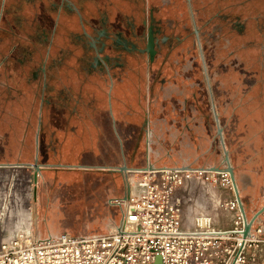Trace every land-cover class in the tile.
<instances>
[{"label": "rangeland", "instance_id": "obj_1", "mask_svg": "<svg viewBox=\"0 0 264 264\" xmlns=\"http://www.w3.org/2000/svg\"><path fill=\"white\" fill-rule=\"evenodd\" d=\"M212 3L220 4L221 7L225 3H232L229 7L233 11L228 9L230 17L241 15L242 19L248 20V16H251L250 0H229L224 4L223 0H205L203 10L207 12L202 11L201 17L197 12L196 0L188 5L192 14V34L182 39L176 44V48L170 51L164 67L168 72L165 77L167 85L176 81L179 86L175 87V92H178L182 100L186 99L191 127H182L180 131L185 130V133H180L175 143H167L168 149L161 151L157 166L173 167L183 162L197 169L210 166L225 167L227 163L224 160V152L227 149L235 167L243 204L248 217L251 218L254 209L244 194L249 184H254L250 180L251 176L255 181H259L257 189L264 190V54L248 53L247 37H242L235 43L236 51L245 52L240 54V61H234L228 51L216 52L210 49L207 53L194 31L201 25H208L211 29L218 18H221L211 10ZM255 4L253 37L264 43V0H255ZM238 8L239 12L236 11ZM228 10L226 8L225 11ZM258 23L262 25L258 27ZM206 39L208 42L210 40L208 37L202 38L203 44L207 43ZM242 45L244 48H241ZM255 46L257 47L258 43ZM188 64H191L190 67ZM237 68L239 72L236 73ZM252 80H256L255 89L247 85ZM163 83L160 82L161 85ZM181 90L185 92L182 93ZM173 103L160 102V108L166 110H161V115L173 113ZM180 104L178 102L177 106ZM35 125L36 134L26 130L27 137L25 135L27 143L32 146L31 150L26 151V158L32 160L37 157L42 159L38 137L36 139L37 120ZM135 126L137 125L130 119L127 128L132 130ZM220 127L223 128L224 142L218 132ZM143 129L141 133L139 127V133L134 135L137 136V142L135 138L129 141L130 148L127 153H112L111 158L116 157V160H112L120 162L125 159L129 162V167H143L139 160L145 164L151 149L155 147V141H151L153 133L150 135L145 125ZM130 136L131 133L128 134L129 138ZM156 136L154 133V140ZM18 137L17 144L22 141V138L20 140ZM134 146L138 147L139 153L133 150ZM81 147L60 151L64 164L42 168L38 181H35L33 166L0 167V171L6 170L4 174H0V228L1 223L5 225V228L0 229H3L1 235L9 237L24 234L30 222L24 211L34 202L37 204V222L33 220L30 227L33 231L37 229L43 237L49 233L58 235L63 232L83 236L106 233L113 224L120 221L122 207L112 202L122 197L126 191L124 174L119 170L91 166L93 163L102 162L104 153H109V149L97 153L86 144L84 148ZM134 159L138 162L131 165ZM119 166L121 165L115 167ZM17 169L22 173L19 177L11 174ZM201 172L203 173L194 172L192 179L186 180L184 185L177 188L175 202L181 207L183 215H188L193 223L200 222L220 229L231 228L236 220L241 221L242 211L230 172ZM133 175L140 177L141 172ZM32 185L37 187L35 199L32 197ZM262 202L264 194L257 206H261ZM260 216L264 217V212ZM260 224L263 230L252 240L245 264H264V220Z\"/></svg>", "mask_w": 264, "mask_h": 264}, {"label": "crops", "instance_id": "obj_2", "mask_svg": "<svg viewBox=\"0 0 264 264\" xmlns=\"http://www.w3.org/2000/svg\"><path fill=\"white\" fill-rule=\"evenodd\" d=\"M253 3L255 10V0ZM128 13H131L130 10ZM254 17L256 18L255 14ZM75 22L76 18L72 14L63 17L56 45L47 54V62L43 68L37 69L36 65L28 64L0 67V167H26L37 162L41 166V172L44 167L64 164L60 151L73 147L79 149L80 146L84 148L85 144L97 153L106 149L110 151L104 153L102 162L93 163L92 167L113 170L112 168L117 165L130 166L125 159L118 162L114 161L116 157H112L114 159L112 160V153L116 155L117 152L127 153V149L130 148L129 141L135 138L137 142V136L134 135L139 133V127L141 133L144 131L147 117H151L150 120L155 123L154 131L157 136L150 157L145 164L139 160V164L145 166L151 161L158 165L161 151L168 149L166 148L168 142L175 143L180 134L174 125L167 124L166 128L158 121L161 98L168 93L171 86L162 81L158 74H153L154 69L144 62L141 66L134 63L131 70L125 73L121 71L122 74L116 77L90 74L77 61L78 55L74 44L77 30ZM259 25L262 23L257 24L258 27ZM253 36L255 31L247 37V52L263 55L264 43L257 41ZM235 43L236 41L231 48L234 52L229 54H232L231 58H234V61H240L242 58L240 54L245 52L236 51ZM256 43L258 48L255 46ZM241 48H244V45ZM162 76L165 78L166 74ZM160 82L164 83L161 85ZM247 85L255 89L256 80L249 81ZM55 116L59 120L56 121ZM130 119L138 127L128 129ZM36 120L38 123L36 139L37 137L39 139L37 141L42 159L37 157L32 160L26 158V151L31 150L32 146L27 143L25 135L26 130L30 133L35 132ZM21 133L23 136H19ZM18 136L22 141L17 144ZM104 143L106 144L103 145ZM174 148L173 146L172 149ZM133 150L139 153L138 147L134 146ZM54 158L56 160H53ZM137 162L134 159L131 165H136ZM181 165L189 164L182 162L174 166ZM250 180L254 184H249L244 194L255 214L264 205L262 202L261 206H257L264 190L257 189L259 181H255L252 176ZM32 186L35 191V186ZM35 196L32 194L34 199ZM32 206L24 211L30 220L29 225L33 220L37 222L36 202ZM32 208L33 216L30 212ZM184 219L188 225L193 223L188 215L184 216ZM263 220L264 217L260 216L258 223Z\"/></svg>", "mask_w": 264, "mask_h": 264}, {"label": "flooded vegetation", "instance_id": "obj_3", "mask_svg": "<svg viewBox=\"0 0 264 264\" xmlns=\"http://www.w3.org/2000/svg\"><path fill=\"white\" fill-rule=\"evenodd\" d=\"M225 1L229 0H223V4ZM250 1L248 20L241 15L230 17L232 3H225L223 7L210 4L213 13L221 18L211 29L201 25L194 31L207 53L210 49L232 53L235 41L254 33V0ZM191 2L193 0H0V67L28 64L43 68L47 54L56 45L63 17L72 14L77 26L74 40L77 61L90 74L116 77L121 71L131 70L134 63L141 66L144 62L154 69L153 74L161 75V80L166 81L162 75L168 74L164 67L167 55L192 34V14L188 6ZM196 2L201 17L205 0ZM226 8L230 10L225 11ZM236 11L239 12V8ZM204 37L210 38L209 42L206 39L208 44H203ZM184 67L185 63L183 70ZM171 83L161 102H174L173 113L161 115V110H166L160 108L158 121L166 128L167 124L174 125L177 132L185 133L180 129L191 127L190 110L186 99L182 100L175 92L179 84ZM147 118L145 127L150 135L153 133L150 140L154 142L156 126L151 117Z\"/></svg>", "mask_w": 264, "mask_h": 264}, {"label": "built area", "instance_id": "obj_4", "mask_svg": "<svg viewBox=\"0 0 264 264\" xmlns=\"http://www.w3.org/2000/svg\"><path fill=\"white\" fill-rule=\"evenodd\" d=\"M194 172L203 173L179 166L128 169L122 172L126 191L112 202L121 205L122 218L108 232L29 238L4 236L2 229L0 264H245L252 240L263 230L259 217L246 238L243 214L231 228L188 225L174 195Z\"/></svg>", "mask_w": 264, "mask_h": 264}, {"label": "water", "instance_id": "obj_5", "mask_svg": "<svg viewBox=\"0 0 264 264\" xmlns=\"http://www.w3.org/2000/svg\"><path fill=\"white\" fill-rule=\"evenodd\" d=\"M217 118H218V116H217ZM218 132L221 135L222 142H224V139H223V128L220 127ZM224 153H225L224 160L227 163V165L225 167L210 166V167H206V169L230 172L231 178L233 180V183H234V186H235V189H236L238 201L240 203V208H241L242 214H243L244 219H245V229L243 231V236L246 238V237L252 235L253 225H254L255 221L257 220V218L259 217V215L264 212V206L261 207L251 218L248 217L246 209H245V206L243 204L244 203L243 199L241 197L240 188H239V185H238V182H237V176H236L235 167H234V165L231 162V157H230L229 151L227 149H225ZM32 165L35 168V174H34L35 175V181H38V176H39V173H40V170H41V166L37 162L33 163ZM179 167H182V168H193L190 164L189 165H181ZM131 168H137V167H129L128 165H121V166H119L117 168L113 167L112 169L113 170H119L121 172H126L128 169H131ZM138 168L139 169H156V168H160V167L157 166L155 163L149 161L148 164H146L145 166L138 167ZM203 168H205V167H203ZM35 193L37 195V187H35Z\"/></svg>", "mask_w": 264, "mask_h": 264}, {"label": "bare ground", "instance_id": "obj_6", "mask_svg": "<svg viewBox=\"0 0 264 264\" xmlns=\"http://www.w3.org/2000/svg\"><path fill=\"white\" fill-rule=\"evenodd\" d=\"M198 169H200V170H208V169H206V168H203V167H200V168H198ZM6 171V170H5ZM5 171H0V174H4L5 173ZM216 171H219V172H222V171H220V170H216ZM20 171L17 169L16 171H13V172H11V174L13 175V176H17V177H19V175H20ZM22 174V173H21ZM34 193V195H35V191H33ZM31 216H33V214H34V210H33V208L31 209ZM113 227V226H112ZM24 233L27 235V237H29V238H34V237H37L38 235H39V231L37 230V229H34V231H33V229L30 227V225L28 226V227H26V229H25V231H24Z\"/></svg>", "mask_w": 264, "mask_h": 264}]
</instances>
